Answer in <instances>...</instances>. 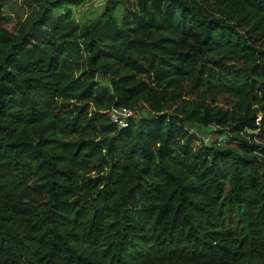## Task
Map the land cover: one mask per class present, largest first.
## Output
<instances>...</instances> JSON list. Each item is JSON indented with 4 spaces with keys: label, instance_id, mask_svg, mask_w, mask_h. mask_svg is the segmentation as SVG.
I'll return each instance as SVG.
<instances>
[{
    "label": "trees",
    "instance_id": "1",
    "mask_svg": "<svg viewBox=\"0 0 264 264\" xmlns=\"http://www.w3.org/2000/svg\"><path fill=\"white\" fill-rule=\"evenodd\" d=\"M95 1L0 0V264H264V0Z\"/></svg>",
    "mask_w": 264,
    "mask_h": 264
},
{
    "label": "rangeland",
    "instance_id": "2",
    "mask_svg": "<svg viewBox=\"0 0 264 264\" xmlns=\"http://www.w3.org/2000/svg\"><path fill=\"white\" fill-rule=\"evenodd\" d=\"M103 8H104V1L96 0L91 5L86 6V8L79 10L75 9L76 19L82 22L89 19L90 17L100 16ZM5 26L6 28L11 29L14 26V22L10 24H6ZM194 131H196L202 138H204L206 143H212L214 140L223 143L224 140L228 139V137L225 138L219 137L216 133L211 134V132L213 131L212 128H208V129L202 128L201 130L199 128H195Z\"/></svg>",
    "mask_w": 264,
    "mask_h": 264
},
{
    "label": "built area",
    "instance_id": "3",
    "mask_svg": "<svg viewBox=\"0 0 264 264\" xmlns=\"http://www.w3.org/2000/svg\"><path fill=\"white\" fill-rule=\"evenodd\" d=\"M135 116V111L127 108H114L110 113L112 121L121 127H126L129 120Z\"/></svg>",
    "mask_w": 264,
    "mask_h": 264
}]
</instances>
